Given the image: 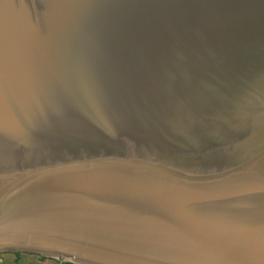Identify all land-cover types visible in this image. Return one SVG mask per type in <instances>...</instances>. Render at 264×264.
<instances>
[{"label":"water","instance_id":"1","mask_svg":"<svg viewBox=\"0 0 264 264\" xmlns=\"http://www.w3.org/2000/svg\"><path fill=\"white\" fill-rule=\"evenodd\" d=\"M264 264V0H0V253Z\"/></svg>","mask_w":264,"mask_h":264},{"label":"crops","instance_id":"2","mask_svg":"<svg viewBox=\"0 0 264 264\" xmlns=\"http://www.w3.org/2000/svg\"><path fill=\"white\" fill-rule=\"evenodd\" d=\"M0 264H70L57 257L30 252L5 251L0 253Z\"/></svg>","mask_w":264,"mask_h":264},{"label":"rangeland","instance_id":"3","mask_svg":"<svg viewBox=\"0 0 264 264\" xmlns=\"http://www.w3.org/2000/svg\"><path fill=\"white\" fill-rule=\"evenodd\" d=\"M60 260H63L65 263H70V264H77V263H74V262H71V261H68V260H65V259H61L59 258Z\"/></svg>","mask_w":264,"mask_h":264}]
</instances>
